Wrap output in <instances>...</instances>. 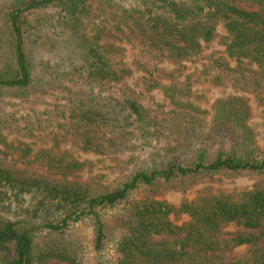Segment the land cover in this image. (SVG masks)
I'll return each mask as SVG.
<instances>
[{
	"label": "trees",
	"instance_id": "1",
	"mask_svg": "<svg viewBox=\"0 0 264 264\" xmlns=\"http://www.w3.org/2000/svg\"><path fill=\"white\" fill-rule=\"evenodd\" d=\"M1 10L0 264H92L90 253L93 264H264V183L200 192L225 177H264L250 101L218 99L199 128L207 112L191 101L189 81L162 71L184 69L224 32L236 66L210 58L206 82L264 107V0H5ZM135 76L164 94L166 112L125 92ZM27 102L49 110L25 114ZM31 118L78 140L85 155L118 158L159 141L163 156L114 190L95 188L69 180L84 166L73 157L9 141L33 136ZM84 226L91 235L81 236ZM243 247L252 249L232 255Z\"/></svg>",
	"mask_w": 264,
	"mask_h": 264
},
{
	"label": "rangeland",
	"instance_id": "2",
	"mask_svg": "<svg viewBox=\"0 0 264 264\" xmlns=\"http://www.w3.org/2000/svg\"><path fill=\"white\" fill-rule=\"evenodd\" d=\"M4 1L5 0H0V26L3 19V16L1 15V6H3ZM133 2L134 0H121V3L123 4V6H125V8L131 7L133 5ZM39 17L40 19H44L46 16ZM41 34H44L43 31L41 32ZM224 34V32L220 31L216 42L212 44L210 48L206 49L205 52L197 60H195L193 63L187 64L184 69L182 68L181 70L176 66L168 65L163 67L162 71L167 73H174L176 76H174L175 83H177L178 85L186 86L187 81H189V85L192 88L193 93L191 101L194 102L195 105L200 108V110H202L201 112H207L198 115L202 119V122L199 123V128L201 126L202 128L209 126L212 116L208 114V112L210 113L213 111V105L218 99L227 98L230 96H242L250 101L256 118L253 127L258 136L264 138V107L259 106L258 101L255 100V95L242 92L239 90V88L237 89L231 86L217 88L212 87L206 82V79L203 76L204 70L209 65L210 58L223 56L227 59L224 54L225 47L221 45ZM131 61L132 60H129L128 62ZM227 61L231 64V66H236V62L230 61L229 59H227ZM136 77L137 76H135L134 79L130 80L124 86V89L126 90L125 92H127L128 94L132 92L140 94L142 98L141 101H143L148 106V108L154 111H159V107H161V111L166 112V104H168L169 101L166 99L164 94L157 89L152 91L151 93H148L146 91L148 83H146L144 80H136ZM164 84L168 83L164 82ZM51 100H49V102H51ZM22 106L23 112L30 115L34 113L33 110L42 109V112L43 110H49V107L46 105L45 107H42L28 102L23 103ZM31 119L32 124H35L30 127L32 129L33 136H30V138H18L14 135H9V141L15 140L17 142H21V144L17 145L31 146L34 150V153H37L39 152V150L43 149H53L54 154L57 156L67 154L68 156L73 157L74 159L83 163L84 166L79 171L73 173L69 177V180H77L83 183H87L94 186L95 188H102L108 191L114 190L118 188L122 183H124L127 178L132 175V173L146 167L148 164H152L154 160H157V162H159L162 159L161 157L163 156L162 148L164 147V144L160 143L159 141H153L151 143L145 141L137 142L136 144L131 146L132 148L130 151L118 158H103L96 155H85L79 149L78 140L66 134H64L61 138H56L55 134H51V129L49 128L48 123L44 126V124L40 125L39 123H37L38 120L36 118ZM46 119L48 120L47 115ZM37 167L38 166H36V168ZM38 172H41L51 178L61 180L64 178V176L46 170V168L44 167L39 168ZM262 183H264V177L238 175L225 177L223 179V182L208 184L202 187L200 189V192L206 193L207 190L208 192L214 193L238 192L252 189L256 185ZM181 198L182 197L180 195L171 193L168 195L167 199L170 200L171 203L178 205L182 201ZM236 231L242 230L234 228V226H230L225 230V232L229 233ZM80 234L81 236L91 235V229L84 226V228H82V230L80 231ZM251 249V247L239 248L235 252H233L232 255H247ZM92 257V253L87 254V260H89L90 263L93 264Z\"/></svg>",
	"mask_w": 264,
	"mask_h": 264
}]
</instances>
